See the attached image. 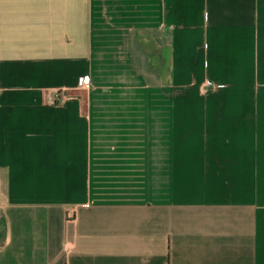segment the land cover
<instances>
[{
    "label": "crops",
    "instance_id": "1",
    "mask_svg": "<svg viewBox=\"0 0 264 264\" xmlns=\"http://www.w3.org/2000/svg\"><path fill=\"white\" fill-rule=\"evenodd\" d=\"M0 264H264V0H0Z\"/></svg>",
    "mask_w": 264,
    "mask_h": 264
},
{
    "label": "built area",
    "instance_id": "2",
    "mask_svg": "<svg viewBox=\"0 0 264 264\" xmlns=\"http://www.w3.org/2000/svg\"><path fill=\"white\" fill-rule=\"evenodd\" d=\"M206 84L209 87V86L212 85V82L207 81ZM89 86H90V78H89V76L82 77L80 79V87H82V88H89ZM71 217H72V215H71Z\"/></svg>",
    "mask_w": 264,
    "mask_h": 264
},
{
    "label": "rangeland",
    "instance_id": "3",
    "mask_svg": "<svg viewBox=\"0 0 264 264\" xmlns=\"http://www.w3.org/2000/svg\"><path fill=\"white\" fill-rule=\"evenodd\" d=\"M106 66V65H105ZM102 76L100 77L101 78V81H106V82H116L118 81L119 77H117L116 79H114V76H107V75H103L101 74ZM104 76V77H103Z\"/></svg>",
    "mask_w": 264,
    "mask_h": 264
},
{
    "label": "trees",
    "instance_id": "4",
    "mask_svg": "<svg viewBox=\"0 0 264 264\" xmlns=\"http://www.w3.org/2000/svg\"><path fill=\"white\" fill-rule=\"evenodd\" d=\"M153 65H154V60H153Z\"/></svg>",
    "mask_w": 264,
    "mask_h": 264
}]
</instances>
